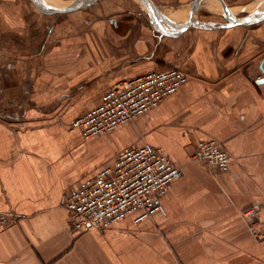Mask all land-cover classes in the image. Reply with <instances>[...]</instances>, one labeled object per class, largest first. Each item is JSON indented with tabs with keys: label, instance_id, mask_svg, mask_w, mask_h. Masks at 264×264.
<instances>
[{
	"label": "crops",
	"instance_id": "1",
	"mask_svg": "<svg viewBox=\"0 0 264 264\" xmlns=\"http://www.w3.org/2000/svg\"><path fill=\"white\" fill-rule=\"evenodd\" d=\"M152 1L162 31L139 0L65 13L0 0V212L15 219L0 231V264H264V237L242 215L264 200V0H223L233 18H256L247 24L220 0ZM167 66L188 78L156 107L105 134L70 128L121 79ZM202 138L223 144L226 171L193 159ZM143 143L182 169L164 213L72 230L66 194Z\"/></svg>",
	"mask_w": 264,
	"mask_h": 264
},
{
	"label": "built area",
	"instance_id": "2",
	"mask_svg": "<svg viewBox=\"0 0 264 264\" xmlns=\"http://www.w3.org/2000/svg\"><path fill=\"white\" fill-rule=\"evenodd\" d=\"M187 78V73L176 66L123 78L75 117L70 128L78 130L83 137L105 134L156 107ZM192 157L218 171H226L229 166L228 152L214 138L199 139ZM181 174L182 169L159 147L143 143L124 148L111 165L83 177L66 194L64 204L69 225L74 231L84 232L107 228L132 214L134 221L140 222L155 212L164 213L160 198ZM242 215L251 232L263 238L264 200L247 205ZM14 221V217L0 212V231Z\"/></svg>",
	"mask_w": 264,
	"mask_h": 264
},
{
	"label": "water",
	"instance_id": "3",
	"mask_svg": "<svg viewBox=\"0 0 264 264\" xmlns=\"http://www.w3.org/2000/svg\"><path fill=\"white\" fill-rule=\"evenodd\" d=\"M32 1L36 5V7L44 13H65V12L76 10L78 8L86 7L89 4H91L94 0H73L72 2L66 5H63V6H53L50 4H46L43 0H32ZM139 1L144 5V9L147 11L148 15L152 19L155 27L160 31L164 30L162 29L161 25L164 21H166V19L161 14L160 10L156 7L154 2L152 0H139ZM196 2L197 0H194L191 3V6L194 7ZM220 2L222 4V8H223V12L225 16L227 17V19H230L232 22L240 23V24H247V23H251L256 20V18H242V19L233 18L230 15V12L228 8L226 7L225 3L223 2V0H220ZM262 17H264V13L258 16L259 19H261ZM189 23H190V15L187 21L182 24L181 29L187 26ZM262 69L264 71V61L262 64Z\"/></svg>",
	"mask_w": 264,
	"mask_h": 264
},
{
	"label": "bare ground",
	"instance_id": "4",
	"mask_svg": "<svg viewBox=\"0 0 264 264\" xmlns=\"http://www.w3.org/2000/svg\"><path fill=\"white\" fill-rule=\"evenodd\" d=\"M46 4H51V3H54L52 0H43ZM54 1H56V0H54ZM62 5H64V4H62ZM61 5V6H62ZM171 9H168L167 10V12L165 13L166 14V16L168 17H180V9H176V10H172V11H170ZM146 11V10H145ZM147 12V11H146ZM148 14V13H147Z\"/></svg>",
	"mask_w": 264,
	"mask_h": 264
},
{
	"label": "rangeland",
	"instance_id": "5",
	"mask_svg": "<svg viewBox=\"0 0 264 264\" xmlns=\"http://www.w3.org/2000/svg\"><path fill=\"white\" fill-rule=\"evenodd\" d=\"M58 1H66V0H58Z\"/></svg>",
	"mask_w": 264,
	"mask_h": 264
}]
</instances>
